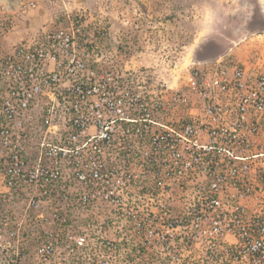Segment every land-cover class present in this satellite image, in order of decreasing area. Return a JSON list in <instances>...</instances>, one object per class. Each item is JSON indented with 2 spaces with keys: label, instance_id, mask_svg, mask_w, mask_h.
<instances>
[{
  "label": "built area",
  "instance_id": "obj_1",
  "mask_svg": "<svg viewBox=\"0 0 264 264\" xmlns=\"http://www.w3.org/2000/svg\"><path fill=\"white\" fill-rule=\"evenodd\" d=\"M78 24L0 50L4 258L33 220L41 261L264 264V73L220 60L156 93Z\"/></svg>",
  "mask_w": 264,
  "mask_h": 264
},
{
  "label": "rangeland",
  "instance_id": "obj_2",
  "mask_svg": "<svg viewBox=\"0 0 264 264\" xmlns=\"http://www.w3.org/2000/svg\"><path fill=\"white\" fill-rule=\"evenodd\" d=\"M0 14L13 23L0 38L1 51L79 21L82 51L89 44L98 47L106 64L147 81L156 93L188 87L196 72L205 74L220 60L244 66L249 75H255L252 64L264 61L263 0H69L66 6L0 0ZM3 191L0 180V195ZM34 222L23 226L27 239L19 247L27 254L18 263L4 258L0 240V264H61L57 257L34 256L41 235Z\"/></svg>",
  "mask_w": 264,
  "mask_h": 264
},
{
  "label": "crops",
  "instance_id": "obj_3",
  "mask_svg": "<svg viewBox=\"0 0 264 264\" xmlns=\"http://www.w3.org/2000/svg\"><path fill=\"white\" fill-rule=\"evenodd\" d=\"M251 66L254 68L253 70L255 71V75L256 74H260V73H264V61L262 62L261 65H254V64H252Z\"/></svg>",
  "mask_w": 264,
  "mask_h": 264
}]
</instances>
